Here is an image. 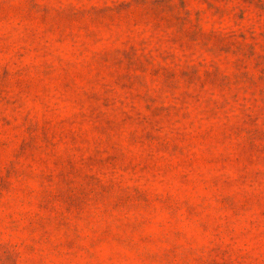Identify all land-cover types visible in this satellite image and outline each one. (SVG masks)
Returning <instances> with one entry per match:
<instances>
[{
  "label": "rangeland",
  "instance_id": "obj_1",
  "mask_svg": "<svg viewBox=\"0 0 264 264\" xmlns=\"http://www.w3.org/2000/svg\"><path fill=\"white\" fill-rule=\"evenodd\" d=\"M0 264H264V0H0Z\"/></svg>",
  "mask_w": 264,
  "mask_h": 264
}]
</instances>
